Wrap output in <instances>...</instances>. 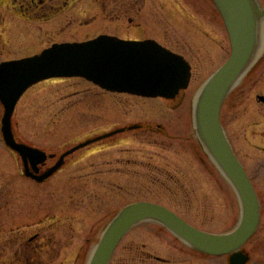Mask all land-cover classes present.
<instances>
[{
	"label": "rangeland",
	"instance_id": "rangeland-1",
	"mask_svg": "<svg viewBox=\"0 0 264 264\" xmlns=\"http://www.w3.org/2000/svg\"><path fill=\"white\" fill-rule=\"evenodd\" d=\"M14 2L0 0V63L38 54L54 43L109 34L155 39L184 55L193 75L189 88L174 100L111 93L83 78L53 79L31 88L16 108L13 131L17 141L49 154L42 171L80 143L141 126L78 150L43 182L26 177L21 158L5 145L0 103V264H89L107 225L137 202L167 206L209 232L234 229L241 216L238 196L201 147L195 129L196 100L231 54L215 3L73 0L62 14L40 17ZM260 95L263 61L229 94L222 124L264 209ZM178 240L156 222L141 223L110 264H228L226 256L209 258ZM245 247L264 260V225ZM144 249L165 262H145Z\"/></svg>",
	"mask_w": 264,
	"mask_h": 264
},
{
	"label": "water",
	"instance_id": "water-1",
	"mask_svg": "<svg viewBox=\"0 0 264 264\" xmlns=\"http://www.w3.org/2000/svg\"><path fill=\"white\" fill-rule=\"evenodd\" d=\"M213 1L226 22L232 55L204 86L196 109V125L202 147L222 169L241 199V224L231 234L213 235L196 229L161 205L135 203L121 211L108 225L90 264H109L124 236L145 220L164 223L182 239L213 255L228 254L239 249L259 225L260 205L254 185L234 153L221 123L223 104L249 69L256 53L257 9L253 0ZM74 77L84 78L111 92L175 99L189 87L192 67L182 55L154 40L128 41L109 35L85 42L54 44L41 54L1 63L0 101L5 109L2 119L4 139L11 149L23 157L26 175L38 181H44L56 173L65 158L73 152L125 130L120 129L74 147L41 177L30 173L29 164L38 172L39 164L44 163L48 155L16 140L13 116L17 104L32 86L42 81ZM237 255L236 259L240 261H233V264L246 262V257Z\"/></svg>",
	"mask_w": 264,
	"mask_h": 264
},
{
	"label": "flooded vegetation",
	"instance_id": "flooded-vegetation-1",
	"mask_svg": "<svg viewBox=\"0 0 264 264\" xmlns=\"http://www.w3.org/2000/svg\"><path fill=\"white\" fill-rule=\"evenodd\" d=\"M8 1L10 3H12V0H8ZM72 1L73 0H71V1L70 0H13L14 3L17 2V3H20V5H21L19 7L17 6L18 7L17 9H19V10L20 9H24L27 14H30V15H33V16L34 15L35 16L39 15L40 17H48V16H46V14H49V13H52L53 17H55L56 14L60 15L63 12L66 11V9L69 7V5H71ZM253 1L255 3V8L257 9V12H256V15H257V28H258V34H259L258 35V47H257V49L260 52L259 60L254 66V68H255L256 65L259 64L261 61L264 62V0H253ZM260 96H262V95H260ZM39 174H42V170H40ZM258 197H259V195H258ZM259 201H260V224H259V227L257 228L255 234L238 251V252H242L245 256L248 257L247 264H249L251 261H253L252 263H254V264H256V263L264 264V260H257L256 259V254H254L252 251H250V249H247V247H245V246L249 245V243H251V241L259 235V233L262 231V228H263V225H264V223H263V216H264L263 202L261 201L260 198H259ZM173 211H175L177 213L176 210H173ZM158 224L161 227H163L164 229L168 230L161 223H158ZM232 230H230V231H232ZM178 241L180 243L184 244V246L186 248L192 250L193 252H197V253H200L202 255H206L209 258H216V257L226 256L227 257V263L231 264V258H232L234 253H231V254H228V255L215 256V255H211V254L202 252V251L198 250L196 247L191 246V245L181 241L180 239ZM143 254H144L143 257L145 258V262H148L149 259H154V260H156L158 262H165V260H163L162 257L155 255L153 252H150L147 249H144ZM263 255H264V253H263Z\"/></svg>",
	"mask_w": 264,
	"mask_h": 264
},
{
	"label": "bare ground",
	"instance_id": "bare-ground-1",
	"mask_svg": "<svg viewBox=\"0 0 264 264\" xmlns=\"http://www.w3.org/2000/svg\"><path fill=\"white\" fill-rule=\"evenodd\" d=\"M198 101V98H197V100H196V102Z\"/></svg>",
	"mask_w": 264,
	"mask_h": 264
}]
</instances>
